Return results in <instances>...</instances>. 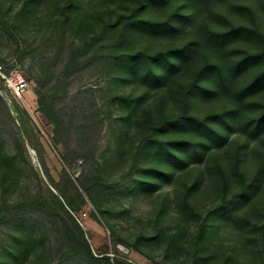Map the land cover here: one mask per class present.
<instances>
[{
  "label": "rangeland",
  "instance_id": "obj_1",
  "mask_svg": "<svg viewBox=\"0 0 264 264\" xmlns=\"http://www.w3.org/2000/svg\"><path fill=\"white\" fill-rule=\"evenodd\" d=\"M67 1L0 0V59L30 82L21 102L9 105L0 95V209L22 219L2 222L0 238L14 234L30 239L21 256H9L10 264H264L257 228L264 222V172L258 174L264 168V132L250 138L234 125L224 146L182 169L144 150L137 155L142 130L150 119L177 111L176 90L189 82L201 62H219L226 68L241 52L263 50L262 43L242 34L221 48H199L165 86L145 87L130 78L115 79L100 62L84 60L73 71L81 60L77 54L82 39L98 33L102 22L122 8L109 0H77L84 15L96 17L95 23L81 30L64 24L61 35ZM198 6L190 0L147 6L144 15L156 20L173 12L189 16L175 30L156 37L146 34L133 46H186L202 39L204 24L213 30L227 29L230 23L257 25L264 34L262 0H209ZM99 10L105 13L99 16ZM111 37L112 32L103 40L99 36L97 44ZM47 64L51 72L45 88L57 81L49 99L66 122L58 134L40 111L37 94L36 78L40 66ZM263 68L264 56L251 61L233 79L230 96L199 97L192 101L191 112L203 116L238 107L234 122L259 115L264 88L249 97L250 105L233 91ZM114 94L138 97L132 114ZM146 168L161 169L170 178L156 171L146 176ZM141 180H154L157 189L142 190L137 186ZM226 206L230 212L224 216ZM87 248L104 261L89 259Z\"/></svg>",
  "mask_w": 264,
  "mask_h": 264
},
{
  "label": "trees",
  "instance_id": "obj_2",
  "mask_svg": "<svg viewBox=\"0 0 264 264\" xmlns=\"http://www.w3.org/2000/svg\"><path fill=\"white\" fill-rule=\"evenodd\" d=\"M116 4V9H121L122 12L112 19L109 18L102 22L100 31L94 34L91 38L84 37L82 44L79 47L81 51L77 54L81 58L73 65V71L78 69L79 63L84 60L94 61L102 64L106 73L111 74L117 80L136 81L145 87L161 88L168 83V77L175 75L183 65H189L192 60V53L199 48L208 47L221 48L225 46L228 41L238 35H249L259 40L264 46V34L258 29L257 25L243 26L234 25L230 23L229 27L224 30H213L204 24L202 29V39L186 46L174 49H151L147 46L134 47L132 42L144 35H151L152 37L159 36V34L168 33L175 30L177 25L188 14L173 12L166 19L156 20L144 15V10L147 6L161 5L166 0H109ZM193 2L195 8H199L198 2L208 3L209 0H190ZM264 2V0H262ZM77 11V15H73ZM94 15L97 11H93ZM105 12L99 10L98 15L101 16ZM92 15L86 16L80 9L79 1L68 0L62 9L61 22L63 24L61 35L65 25H71L78 30L82 27L95 23L96 17ZM75 19L78 22L75 24ZM93 21V23H92ZM65 24V25H64ZM112 32V37L106 43L102 41L97 44V37L104 36ZM54 31H48L44 36L45 40H50L53 37ZM105 39V38H104ZM57 41V40H56ZM58 45H61L60 43ZM94 46L91 52L88 47ZM78 49V48H77ZM264 56V49L259 52L248 53L241 52V56L233 61L229 67H223L219 62L207 61L198 65L195 72H193L189 82L180 83L176 92L179 94L178 109L172 114H161L157 121L153 118L149 120V125L146 130H142L141 138L138 145V153L145 151L152 153L153 157L163 161L172 168H184L191 163L202 161L205 155L215 148L224 146L228 141L229 131L234 130L246 134L250 138H258L264 132V110L257 116H249L245 119H239L234 122V118L238 117V107L224 109L221 112H209L203 116H198L191 112L192 101L204 96L215 95H229L232 92L234 78L243 73L251 63ZM71 61V62H70ZM72 64V59L68 60L66 67ZM50 65L40 66V71L36 78L38 86L37 94L40 101V111L54 124L56 134L65 127V120L63 116L56 110L53 102H50L49 97L52 90L56 88V82L49 88L50 79L49 73ZM69 72V71H65ZM210 84V85H208ZM264 88V68L258 71L248 82L240 85L233 91V95L243 103L250 105L251 95ZM76 95L75 93L72 94ZM49 99V100H48ZM119 100L122 108L127 110L130 115L136 109L134 105L138 99L114 94V100ZM234 130V131H235ZM228 131V132H227ZM166 135V136H162ZM58 142L62 141L56 138ZM62 139V138H61ZM18 144L17 141H14ZM65 143V142H64ZM21 144L19 143L18 146ZM67 145V143H66ZM80 155V154H79ZM67 158L66 155H64ZM135 159L137 157L135 156ZM239 159L235 160L234 169L237 168ZM263 164V163H262ZM264 165V164H263ZM147 175H153L156 171L158 176L170 178V174L163 170L149 169L143 170ZM264 172L263 166L259 169V175ZM155 174V173H154ZM153 177L154 179L158 176ZM257 179V178H256ZM257 181H259L257 179ZM157 182L154 180H141L137 185L142 190L157 189ZM194 182L190 187H194ZM257 187V186H256ZM230 202L226 204L229 205ZM225 204V203H224ZM224 206V205H222ZM225 207L224 216L230 211ZM15 214V213H14ZM11 211L7 212L0 209V224L6 221H15L21 218L14 216ZM16 217V218H14ZM261 231L262 250L264 253V222L257 226ZM0 264H10L9 256L18 258L27 250L30 239L22 238V236L9 234L7 237L0 238ZM86 255L89 259L95 262L104 261L102 257L94 256L87 248ZM107 264H112L105 260ZM116 264H126L116 261Z\"/></svg>",
  "mask_w": 264,
  "mask_h": 264
},
{
  "label": "built area",
  "instance_id": "obj_3",
  "mask_svg": "<svg viewBox=\"0 0 264 264\" xmlns=\"http://www.w3.org/2000/svg\"><path fill=\"white\" fill-rule=\"evenodd\" d=\"M30 82L26 75L16 67H8L0 59V95L7 104L24 100Z\"/></svg>",
  "mask_w": 264,
  "mask_h": 264
}]
</instances>
